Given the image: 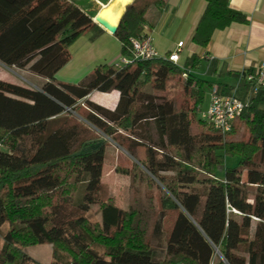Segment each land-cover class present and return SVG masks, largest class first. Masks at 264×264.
I'll return each mask as SVG.
<instances>
[{
    "label": "trees",
    "instance_id": "obj_1",
    "mask_svg": "<svg viewBox=\"0 0 264 264\" xmlns=\"http://www.w3.org/2000/svg\"><path fill=\"white\" fill-rule=\"evenodd\" d=\"M165 1L125 7L114 34L122 57L131 58L130 39L141 35L147 10ZM203 1L191 38L200 48L215 31L248 23L228 0ZM96 13L91 0H0V63L46 79L39 88L0 80V264H40L23 249L44 244L55 248L49 264H264V87L253 93L240 74H228L245 103L229 134L239 123L246 138L226 140L197 112L214 85L190 73L200 66L196 54L184 69L161 57L97 65L78 84L55 81ZM205 75L220 77L223 66L210 59ZM173 79L182 84L179 104L145 91L163 93ZM112 90L113 110L85 99ZM73 111L134 160L115 169L129 177L127 209L100 202L111 146L103 140L84 151L93 137L83 122H69ZM228 156L237 164L227 166ZM98 203L100 221L92 223L86 214Z\"/></svg>",
    "mask_w": 264,
    "mask_h": 264
},
{
    "label": "crops",
    "instance_id": "obj_2",
    "mask_svg": "<svg viewBox=\"0 0 264 264\" xmlns=\"http://www.w3.org/2000/svg\"><path fill=\"white\" fill-rule=\"evenodd\" d=\"M91 1H94L97 12L101 11L100 15L104 19L116 23L125 5L133 0H107L105 4L101 2L103 0ZM228 5L246 15L248 23L231 24L223 30L215 31L204 49L191 42L205 8L203 0H166L161 7L149 8L141 34L152 38L154 49L163 58L176 50L179 42H183L176 63L179 69H184L186 60L196 54L201 58V62L197 69L190 70L191 74L213 82L214 86L219 83L233 89L238 84V78L231 77L229 73L240 74L242 70H252L257 64L264 62V0H228ZM69 52L70 60L55 74V81L59 83L78 84L88 77L97 65H121L123 58L120 44L114 35L97 24L85 31L70 46ZM210 59L217 60L219 67L223 66L224 75H205L206 63ZM21 72L30 77L33 88H39L46 80L27 70ZM181 79L185 80V77L181 75ZM206 88L204 95L207 97L199 108L201 111L207 108L209 102L211 86ZM85 99L113 110L117 105L119 93L116 90L106 93L91 92ZM117 207L124 210L120 206Z\"/></svg>",
    "mask_w": 264,
    "mask_h": 264
},
{
    "label": "rangeland",
    "instance_id": "obj_3",
    "mask_svg": "<svg viewBox=\"0 0 264 264\" xmlns=\"http://www.w3.org/2000/svg\"><path fill=\"white\" fill-rule=\"evenodd\" d=\"M121 2L124 0H120ZM0 79H3L5 82L12 83L19 86L31 87V79L28 75L23 72L14 69L7 68L0 63ZM182 84L177 80L173 79L167 83L166 90L161 93L154 91L147 87L145 91L152 92L156 95H163L167 99L172 100L174 103L179 104L183 100V91ZM208 89V87L206 88ZM207 91V90H206ZM207 95H204L203 102L206 99ZM85 107H81L77 112L79 114H84L86 111ZM204 111V110H203ZM77 112H70L69 122H83L88 128L89 131H84L85 136L93 137V140L86 143L84 146V151H89L95 146L98 145L101 141H107L111 146L110 152L108 153V158H106V162L102 169V177H101V189L99 194L100 202H106L111 200L117 206H120L124 209H127L130 191H129V177L124 174H120L115 171L116 168H128L131 163L134 161L124 150L118 147L114 142L107 139L100 132L95 130L92 126L88 125L85 121H83ZM198 112V109H197ZM241 138H246L243 135L241 126L237 125V128L232 134H228L225 136L226 140H237ZM135 155L139 159H143L145 155V150L143 147L135 148ZM225 164L227 166H232L237 164V158L228 156L225 159ZM83 193V185H79L76 189V193L74 196V202H79ZM86 217L90 222H99L100 221V205L99 203L94 205L90 212L86 214ZM2 244V240L0 239V247ZM55 248L52 245L44 244V245H36L30 246L23 249V252L26 256L31 258L32 260L40 263V264H49L52 259V253Z\"/></svg>",
    "mask_w": 264,
    "mask_h": 264
},
{
    "label": "built area",
    "instance_id": "obj_4",
    "mask_svg": "<svg viewBox=\"0 0 264 264\" xmlns=\"http://www.w3.org/2000/svg\"><path fill=\"white\" fill-rule=\"evenodd\" d=\"M130 44L131 58L123 57L121 65L136 60L148 61L161 58L153 47L152 38L147 34L142 33L139 37L130 39ZM182 46L183 42H179L176 50H173L164 58L176 65ZM182 76L187 77L185 73ZM240 77L251 86L253 93L256 92L257 89L264 87V62L257 64L252 71L242 70ZM235 89L236 87L232 89L230 95L224 96L218 93L216 86H213L210 89L207 108L204 111L198 110L200 119L223 136L231 132L233 122L245 108V103L234 96ZM80 105L83 106V104Z\"/></svg>",
    "mask_w": 264,
    "mask_h": 264
},
{
    "label": "water",
    "instance_id": "obj_5",
    "mask_svg": "<svg viewBox=\"0 0 264 264\" xmlns=\"http://www.w3.org/2000/svg\"><path fill=\"white\" fill-rule=\"evenodd\" d=\"M126 5H127V4H126ZM126 5H125V7H126ZM125 7H124L123 11L121 12V14H120V16H119V18H118V20H117L116 23H109V22H107L106 20H104V19L101 17V15H100L101 11H98V12L95 14V16L92 18V21H93L95 24H97L98 26H100L102 29H104L105 31H107L109 34L114 35L115 32H116V30H117V27H118V24H119L120 18H121L122 14H123V12H124V10H125Z\"/></svg>",
    "mask_w": 264,
    "mask_h": 264
},
{
    "label": "bare ground",
    "instance_id": "obj_6",
    "mask_svg": "<svg viewBox=\"0 0 264 264\" xmlns=\"http://www.w3.org/2000/svg\"><path fill=\"white\" fill-rule=\"evenodd\" d=\"M101 17L104 19V17L101 15ZM104 20H106V19H104ZM107 21V20H106ZM107 22H109V21H107ZM110 23V22H109Z\"/></svg>",
    "mask_w": 264,
    "mask_h": 264
}]
</instances>
